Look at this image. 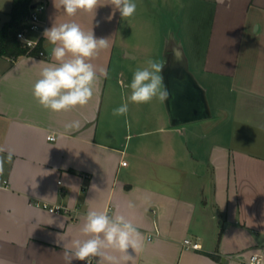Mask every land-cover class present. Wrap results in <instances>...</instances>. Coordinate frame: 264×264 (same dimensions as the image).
Wrapping results in <instances>:
<instances>
[{
	"label": "crops",
	"instance_id": "obj_1",
	"mask_svg": "<svg viewBox=\"0 0 264 264\" xmlns=\"http://www.w3.org/2000/svg\"><path fill=\"white\" fill-rule=\"evenodd\" d=\"M46 1L44 30L74 21L110 39L90 61L98 76L99 68L108 76H99L87 105L53 113L32 95L44 66L37 62H54L48 41L42 36L45 57H0V264H66L64 251L71 250L91 208L125 214L143 235V251L129 249L131 261L108 250L119 264H242L263 247L264 56H256L264 43L246 40L264 37V0H185L192 8L187 25L193 38L202 10L212 16L205 56L193 61L175 30L171 43L165 34L157 46L126 42V33H138L136 17L149 0H134L137 10L130 18L118 10L113 15L110 0L73 17L59 0ZM6 4L0 0V28L10 20ZM174 48L187 54L190 71L207 91L211 116L175 126L166 101L157 100L129 103L125 116H113L130 95L134 71L154 49L151 59L166 67ZM162 75L166 86L164 70ZM123 82L125 94L119 89ZM72 121L80 127L66 131ZM38 201L68 210L50 213L35 206ZM186 239L202 248H186Z\"/></svg>",
	"mask_w": 264,
	"mask_h": 264
},
{
	"label": "clouds",
	"instance_id": "obj_2",
	"mask_svg": "<svg viewBox=\"0 0 264 264\" xmlns=\"http://www.w3.org/2000/svg\"><path fill=\"white\" fill-rule=\"evenodd\" d=\"M113 15L118 10L122 18L132 17L137 10L134 0H110ZM99 0H59V6L68 17L78 12L92 13L99 6ZM109 20L112 16L108 17ZM43 37L52 46L50 49L51 63L40 60L43 64L39 76L32 87V95L44 109L53 113L68 112L89 103L94 95L95 82L99 76L107 78L105 68H99L90 61L101 50L107 49L109 38H97L94 32L85 31L80 24L70 21L60 24L55 22L46 28ZM20 39L29 47L34 48L39 41ZM164 62L147 59L145 66L138 67L129 85L131 90L126 101L112 111L113 116H125L129 111V103L148 104L153 100L164 102L169 97L167 87L163 83ZM80 127L79 121L66 123V131ZM3 151V149H0ZM11 160V153L8 155ZM3 173V160L0 159V174ZM95 188V185H93ZM129 208L133 205L129 203ZM63 228V223L59 225ZM71 250L64 251L66 264L73 260L93 264V258L100 257L97 264L106 260L109 264H119L116 257L109 255L108 250L122 254V260H133L129 253H140L144 248V237L137 226L125 214L109 215L106 211L91 208L84 217L79 229V237L71 240ZM64 248L67 246L64 244Z\"/></svg>",
	"mask_w": 264,
	"mask_h": 264
},
{
	"label": "rangeland",
	"instance_id": "obj_3",
	"mask_svg": "<svg viewBox=\"0 0 264 264\" xmlns=\"http://www.w3.org/2000/svg\"><path fill=\"white\" fill-rule=\"evenodd\" d=\"M3 3H7L6 6L8 10H11L14 0H2ZM185 1V0H184ZM183 0H168V2L162 3L160 0H149L148 8L143 14L137 15V34L126 33L125 40L130 42L132 45L139 42H150L154 46H157L161 42L162 36L167 35L168 40L173 42V30L177 33H181L180 37L182 38L185 53L192 59L194 57L197 60H203L206 52V47L208 43V37L210 35V23L212 21V16L208 15L205 10H202L201 15H199L200 20V32L198 35H194V38L191 36L192 32L189 33L188 23L192 18V8L189 2ZM203 7V6H202ZM143 23V24H142ZM141 27L147 30L139 32ZM166 32H169L168 34ZM255 37V38H254ZM164 39V38H163ZM264 43V37L256 34L252 39H247L246 44L251 43ZM194 44V46H193ZM156 48V47H155ZM153 54L150 55L151 58H154L156 50L154 49ZM256 57L264 56V52L260 51ZM186 54V55H187ZM124 66V65H123ZM128 68V66H124ZM193 70L197 73L196 66L192 67ZM124 80L125 77H122ZM125 84L128 86L127 82H123V85L120 86L121 92L128 93V87H125ZM122 95V94H121ZM123 103L122 100H120ZM255 132V130H254Z\"/></svg>",
	"mask_w": 264,
	"mask_h": 264
},
{
	"label": "water",
	"instance_id": "obj_4",
	"mask_svg": "<svg viewBox=\"0 0 264 264\" xmlns=\"http://www.w3.org/2000/svg\"><path fill=\"white\" fill-rule=\"evenodd\" d=\"M33 4L31 10L36 9ZM164 79L169 97L167 109L175 126L208 119L211 116L207 91L190 71L182 49L174 48L164 69Z\"/></svg>",
	"mask_w": 264,
	"mask_h": 264
},
{
	"label": "built area",
	"instance_id": "obj_5",
	"mask_svg": "<svg viewBox=\"0 0 264 264\" xmlns=\"http://www.w3.org/2000/svg\"><path fill=\"white\" fill-rule=\"evenodd\" d=\"M33 4H37L36 9L31 10V14L29 15L28 19L25 22L26 29L18 34V39L23 43L24 47L28 48L30 51L37 48L42 40V33L44 31L45 21L43 20L44 14L48 10V2L46 0H34ZM39 34L37 38H32L31 35ZM23 36L25 40L27 39H35L38 40L39 43L34 48H29L21 39L20 37ZM40 57H45L46 53L41 51L39 53ZM50 140L54 141L56 138L54 136L49 137ZM127 163H124L126 165ZM3 174H0V178ZM3 187L9 186V181L4 179L2 181ZM35 206L47 209L50 213H60L66 212L68 209L63 206H52L46 202H35ZM184 245L188 249L198 250L201 249L202 246L198 242H192L189 239L184 241ZM242 264H264V246L258 249L257 251L253 252L247 259L242 260Z\"/></svg>",
	"mask_w": 264,
	"mask_h": 264
},
{
	"label": "trees",
	"instance_id": "obj_6",
	"mask_svg": "<svg viewBox=\"0 0 264 264\" xmlns=\"http://www.w3.org/2000/svg\"><path fill=\"white\" fill-rule=\"evenodd\" d=\"M33 3L34 0L13 1L10 20L0 28V57L15 60L22 56H38L43 51L42 40L37 48L30 51L18 39V34L26 29L25 22L31 14Z\"/></svg>",
	"mask_w": 264,
	"mask_h": 264
}]
</instances>
